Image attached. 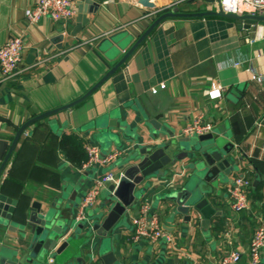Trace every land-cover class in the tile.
Returning <instances> with one entry per match:
<instances>
[{
	"label": "crops",
	"instance_id": "crops-1",
	"mask_svg": "<svg viewBox=\"0 0 264 264\" xmlns=\"http://www.w3.org/2000/svg\"><path fill=\"white\" fill-rule=\"evenodd\" d=\"M93 1L99 10L90 12V4H84L89 21L76 31L81 0L67 23L50 17L29 22L25 9L37 0H0V47L13 34L21 35L26 47L19 75L3 79L0 68V154L7 152L26 121L85 94L171 0ZM207 9L216 5L197 0L182 5L181 11ZM155 10L154 16H145ZM163 82L166 88L151 92ZM202 118L214 125L216 136L233 145L236 161L230 174L222 172L215 185L206 184L213 211L207 222L201 212H190L192 218L187 219L169 197L173 186L182 188L190 180L194 185L192 170L185 169L191 160L184 157L165 168V177L138 185L140 196L127 214L106 235L101 228L95 230L92 246H83L82 257L73 264H108L111 252L109 264H217L232 250L242 252L239 264H251L250 245L264 219V21L221 15L164 19L82 103L23 132L0 177L2 191L20 202L9 225H0V247L15 254L28 246L30 235L21 230H29L35 201L41 211L57 215L66 239L77 207L97 176L111 170L121 174L129 155L163 145L170 133L185 137L183 129ZM90 143L103 153L114 148L124 152L108 166L87 167L82 148ZM241 174L251 180L250 207L237 212L227 186ZM171 179L174 185L166 186ZM109 185L88 210V225L80 233L88 234V226L106 219ZM147 200L173 241L151 245L132 239L133 218Z\"/></svg>",
	"mask_w": 264,
	"mask_h": 264
},
{
	"label": "water",
	"instance_id": "water-1",
	"mask_svg": "<svg viewBox=\"0 0 264 264\" xmlns=\"http://www.w3.org/2000/svg\"><path fill=\"white\" fill-rule=\"evenodd\" d=\"M197 0H190L194 2ZM214 3L215 0H204ZM90 4V12H97L99 4L93 0H81L79 3L80 14L77 19V30L80 31L88 23V17L84 16V4ZM224 16L231 19H248L264 21V15H249V14H232L225 13L221 9L218 10H199L198 12L186 11H165L161 13L150 26L140 35L133 45L125 52L122 58L112 66L107 73L101 77L82 96L70 101V103L51 109V111L43 112L34 116L20 126L13 138V142L7 152L0 154V177L2 172L8 165L10 158L15 151L23 132L33 125L36 121L51 114L60 111L68 110L84 101L90 94L99 88L109 76L115 73L120 67L125 64V61L138 49L143 40L166 18L170 17H191L198 18L199 16ZM117 34L111 35L114 39ZM106 39L102 41L104 43ZM101 43V44H102ZM100 44V46H101ZM154 122V121H153ZM155 123V122H154ZM170 139L166 140L163 145H156L155 148L146 147L138 150L128 156L125 163L128 164L124 172L121 173V178L118 183L109 185L110 211L102 223H95L92 227L88 226V234L80 233L82 228L87 227V222L73 221L69 225V237L63 239L64 227H62L57 219V215L50 211H41V203L35 201L30 207L29 213V230H21L22 235L29 233L30 240L28 246H22L20 251L12 254L5 248L0 247V264H73L76 260L82 257L83 246H92V238L96 235L95 230L101 228V234L105 231L109 232L127 214L128 210L133 206L136 199L140 196V189L137 186L148 181L153 177H165V168L169 164H173L184 157H189L191 164L185 169L192 170L191 178L195 179L193 187L188 183L182 188L178 185L169 192V197L176 204L177 211L187 214L186 218L191 219L190 212H201L205 216V223L212 211L211 207V189L206 186L210 183L215 185V182L223 172L225 175L230 174L235 164V158L232 154L233 145L225 138H219L214 132L202 133V135L191 134L183 138H175L173 133H170ZM170 189V188H169ZM170 191V190H169ZM20 211V202L6 195L0 188V225H9L13 220V215ZM102 214V212H101ZM104 215V214H103ZM89 217V216H88ZM94 229V230H93ZM106 235V233H105ZM114 254L111 252L108 255V264L113 259Z\"/></svg>",
	"mask_w": 264,
	"mask_h": 264
},
{
	"label": "built area",
	"instance_id": "built-area-1",
	"mask_svg": "<svg viewBox=\"0 0 264 264\" xmlns=\"http://www.w3.org/2000/svg\"><path fill=\"white\" fill-rule=\"evenodd\" d=\"M190 3V0H171L165 7V11H180L182 5ZM216 10L221 9L225 13L232 14H249L264 15V0H215ZM26 19L29 22H38L45 17H50L54 21L67 23L77 14V0H37L36 4L25 9ZM157 10L147 13V18L154 16ZM25 42L21 35L13 34L7 42L0 47V68L3 79H12L19 75L23 70L21 63L25 53ZM167 87V83L163 82L157 87L151 89L156 94L163 88ZM214 125L202 119L195 120L192 124L183 129V134L191 135L212 132ZM87 152V167L100 168L108 166L118 160L124 150L114 148L107 153H103L99 146L92 143L85 144ZM121 174L109 171L105 174L97 176L91 187L85 192L84 197L79 203L75 212L76 221L83 222L88 219V210L94 207L99 199L100 194L109 183H118ZM174 185V179L169 180L166 186ZM251 180L245 175L235 177L227 186V192L230 203L234 211L240 212L242 209L250 207V198L248 196V188ZM165 186V187H166ZM138 215L133 218L132 239L134 241L144 240L151 245H157L161 241L171 242L173 236L169 231H165L162 227L159 213L153 211L150 201H142L139 204ZM255 233L250 245L251 264H260L262 250L264 249V219H260L255 228ZM242 259V252L232 250L224 253L217 264H239Z\"/></svg>",
	"mask_w": 264,
	"mask_h": 264
},
{
	"label": "trees",
	"instance_id": "trees-1",
	"mask_svg": "<svg viewBox=\"0 0 264 264\" xmlns=\"http://www.w3.org/2000/svg\"><path fill=\"white\" fill-rule=\"evenodd\" d=\"M82 150H83V153H84V158H85V160H88L86 150H85L84 148H82Z\"/></svg>",
	"mask_w": 264,
	"mask_h": 264
}]
</instances>
